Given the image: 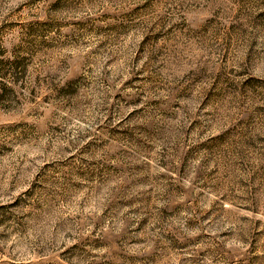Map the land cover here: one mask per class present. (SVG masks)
Wrapping results in <instances>:
<instances>
[{
	"label": "rangeland",
	"instance_id": "1",
	"mask_svg": "<svg viewBox=\"0 0 264 264\" xmlns=\"http://www.w3.org/2000/svg\"><path fill=\"white\" fill-rule=\"evenodd\" d=\"M0 264H264V0H0Z\"/></svg>",
	"mask_w": 264,
	"mask_h": 264
}]
</instances>
